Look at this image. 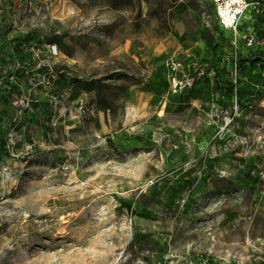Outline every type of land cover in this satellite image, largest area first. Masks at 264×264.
<instances>
[{
    "label": "rangeland",
    "instance_id": "rangeland-1",
    "mask_svg": "<svg viewBox=\"0 0 264 264\" xmlns=\"http://www.w3.org/2000/svg\"><path fill=\"white\" fill-rule=\"evenodd\" d=\"M120 2L0 0V264H264V0Z\"/></svg>",
    "mask_w": 264,
    "mask_h": 264
},
{
    "label": "built area",
    "instance_id": "built-area-1",
    "mask_svg": "<svg viewBox=\"0 0 264 264\" xmlns=\"http://www.w3.org/2000/svg\"><path fill=\"white\" fill-rule=\"evenodd\" d=\"M215 12L218 24L234 36V45L237 48V40L241 37L240 27L244 22L245 14L252 5L248 0H210ZM252 42V39H250ZM57 46L51 47V54L58 55ZM56 53V54H55Z\"/></svg>",
    "mask_w": 264,
    "mask_h": 264
},
{
    "label": "trees",
    "instance_id": "trees-1",
    "mask_svg": "<svg viewBox=\"0 0 264 264\" xmlns=\"http://www.w3.org/2000/svg\"><path fill=\"white\" fill-rule=\"evenodd\" d=\"M248 1H249V3H251L250 0H248ZM112 3H113L114 7H117V6L122 4V2H120V0H112ZM127 3L128 2H125V4H127ZM251 4L253 5V3H251ZM219 27L222 29L223 32H219V28H217L218 30H215V32L211 31V32H208L205 34V39H206L207 44L209 46H216L217 48L225 47L228 51L239 53V57L241 58V61H242L243 56L245 57L246 54L239 51V45L237 48L235 47L233 34L229 31H226L225 29H223L220 25H219ZM240 30H241V37L237 40L238 44L239 43L241 44V41L244 37V22L242 23ZM224 32L227 33L228 35L225 36ZM54 42L55 41L51 40V42H49V43H54ZM53 45H56V44H53Z\"/></svg>",
    "mask_w": 264,
    "mask_h": 264
}]
</instances>
